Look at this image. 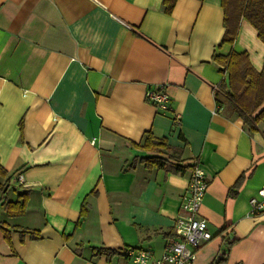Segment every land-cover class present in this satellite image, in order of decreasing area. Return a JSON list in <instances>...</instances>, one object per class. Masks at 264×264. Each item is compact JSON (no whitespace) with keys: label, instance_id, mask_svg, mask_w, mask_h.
Segmentation results:
<instances>
[{"label":"crops","instance_id":"1","mask_svg":"<svg viewBox=\"0 0 264 264\" xmlns=\"http://www.w3.org/2000/svg\"><path fill=\"white\" fill-rule=\"evenodd\" d=\"M171 9L0 0V163L22 176L0 189V264H130V246L160 255L195 162L212 235L195 264H264V211L250 209L264 184V120L253 130L216 96L226 75L214 58L246 50L261 70L264 42L244 18L222 42L221 0ZM158 84L165 111L145 99ZM146 135L164 146L146 147ZM22 192L24 213L6 215Z\"/></svg>","mask_w":264,"mask_h":264},{"label":"trees","instance_id":"2","mask_svg":"<svg viewBox=\"0 0 264 264\" xmlns=\"http://www.w3.org/2000/svg\"><path fill=\"white\" fill-rule=\"evenodd\" d=\"M176 0H163L166 12H171ZM223 9L224 32L222 42L233 43L242 18L246 19L257 32V36L264 42V0H221ZM223 66L225 80L217 86L216 96L220 93L228 100L230 110L242 118L243 123L251 129H258L257 123L264 120V66L256 70L246 50H232L226 55H214ZM218 100V99H217ZM146 135L143 144L146 147L152 143L153 148L160 149L164 145L156 143ZM147 162L162 165V158L152 156ZM11 176H7L6 169L0 163V189L5 191L9 187ZM7 188L5 189V187ZM26 192L18 195L14 202H6V215H21L25 210ZM225 256L221 255L212 264H226Z\"/></svg>","mask_w":264,"mask_h":264},{"label":"built area","instance_id":"3","mask_svg":"<svg viewBox=\"0 0 264 264\" xmlns=\"http://www.w3.org/2000/svg\"><path fill=\"white\" fill-rule=\"evenodd\" d=\"M145 99L159 110L169 108V95L161 84L149 88ZM175 119L178 120V116ZM191 168L186 191L182 194V214L175 218L174 233L167 239L163 252L156 255L149 248L127 247L125 253L130 264H195L197 250L212 238L206 220L200 215L209 180L200 163L195 162ZM19 181H22L21 174H13L11 183L14 185ZM256 192L257 196L250 199V209L254 214L264 211V184Z\"/></svg>","mask_w":264,"mask_h":264},{"label":"water","instance_id":"4","mask_svg":"<svg viewBox=\"0 0 264 264\" xmlns=\"http://www.w3.org/2000/svg\"><path fill=\"white\" fill-rule=\"evenodd\" d=\"M7 188V186L5 187V189Z\"/></svg>","mask_w":264,"mask_h":264}]
</instances>
